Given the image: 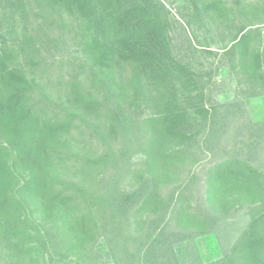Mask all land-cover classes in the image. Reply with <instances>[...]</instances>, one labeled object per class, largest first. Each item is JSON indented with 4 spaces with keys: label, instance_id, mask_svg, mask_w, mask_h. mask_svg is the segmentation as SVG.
<instances>
[{
    "label": "trees",
    "instance_id": "obj_1",
    "mask_svg": "<svg viewBox=\"0 0 264 264\" xmlns=\"http://www.w3.org/2000/svg\"><path fill=\"white\" fill-rule=\"evenodd\" d=\"M187 1L234 31L206 50L229 100L184 15L159 37L143 0H0V264H94L101 239L113 264H181L192 228L243 206L211 264H264V120L243 107L264 95V0Z\"/></svg>",
    "mask_w": 264,
    "mask_h": 264
},
{
    "label": "rangeland",
    "instance_id": "obj_2",
    "mask_svg": "<svg viewBox=\"0 0 264 264\" xmlns=\"http://www.w3.org/2000/svg\"><path fill=\"white\" fill-rule=\"evenodd\" d=\"M143 1L148 6V28L159 37L172 35L177 16L182 18V15H184L187 18L193 44L198 49V60L204 64V68L202 67L200 70L211 78L210 81L212 83L216 84L217 89L215 92H218L217 98L220 101L229 100L233 96L232 90H235L226 78L229 70L222 68L219 71H215L216 59L206 51H217L228 43L234 33L228 25L229 23L220 27V25L208 19L200 5L194 7L193 11V5L188 3L187 0ZM185 5L186 8L182 9V6ZM252 16V23H264L263 11L253 13ZM116 37L120 40L121 34ZM197 69L199 70V68ZM243 102V107L250 119L254 121L264 120V95L248 97L243 99ZM138 157L137 160L139 162L146 155L142 154ZM247 209V206H243L237 216L223 222V226L219 227L217 232L192 228L191 230H194L199 235L191 241L176 246V253L181 264H211L220 260L225 253L231 250L249 224L250 215L247 213ZM143 216L146 217V214ZM95 249L99 255V260L94 264H113L104 239L99 240ZM55 264H76V262L68 259L57 261Z\"/></svg>",
    "mask_w": 264,
    "mask_h": 264
}]
</instances>
